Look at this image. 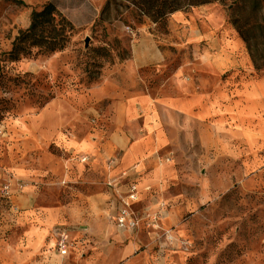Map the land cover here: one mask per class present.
<instances>
[{
    "label": "rangeland",
    "instance_id": "obj_1",
    "mask_svg": "<svg viewBox=\"0 0 264 264\" xmlns=\"http://www.w3.org/2000/svg\"><path fill=\"white\" fill-rule=\"evenodd\" d=\"M49 3L55 6L49 30L57 34L63 48L50 52L33 46L29 54L11 59L13 42L30 26L33 11ZM260 26H264V0H0V147L16 143V130L29 114L61 99L86 112L77 120L78 126L63 130L70 138H79L89 125L107 122L114 90L134 93L149 87L156 93L165 83L178 80L175 74L181 65L190 71L188 61L205 54L214 58L215 51H221L225 62L222 71L213 72L228 80L229 91H244L245 98L249 91L263 90L255 85L264 80V28ZM140 31L152 34L165 52L161 65L139 69L133 64L131 45ZM99 93L109 96L99 98ZM263 99L256 101L263 103ZM248 102L244 99L245 105ZM260 117L261 112L249 114L244 122L242 158L223 162L214 140L210 148H192L190 154L201 150L209 156L179 163L185 193L178 202L165 204L167 213L175 211L177 218L162 226L174 241L155 231L151 246L147 230L153 227L147 218L138 227L142 242L135 252L145 255L128 264H264ZM50 148L76 160L80 156L60 144ZM5 183L9 181H0V187ZM11 203V198L0 197V247L16 223L17 212L7 211ZM49 247L45 244L42 253ZM8 261L0 255V264Z\"/></svg>",
    "mask_w": 264,
    "mask_h": 264
},
{
    "label": "crops",
    "instance_id": "obj_2",
    "mask_svg": "<svg viewBox=\"0 0 264 264\" xmlns=\"http://www.w3.org/2000/svg\"><path fill=\"white\" fill-rule=\"evenodd\" d=\"M131 51L139 69L166 61L152 34L144 31L137 33ZM206 55L188 61L190 71L184 70L185 65L176 71V79L183 80L185 75L187 79L165 83L156 93L149 87L134 93L114 90L107 122L89 125L79 138H70L63 130L78 126L77 120L86 112L66 100H54L28 115L16 130V143L0 147V181H9L12 201L7 211L17 212L12 233L0 247V255L9 259L7 264L25 259L27 264H117L122 260L128 264L142 258L145 254H135L142 228L116 226L120 202L106 184L108 178L126 171L128 177L117 186L125 194L127 183L136 181L138 198L131 207L145 214L184 195L185 177L179 163L209 156L201 150L190 154L197 145L210 148L214 140L223 162L243 157L248 115L261 112L257 124L264 126V101H256L263 99L264 80L255 84L263 90L249 91L244 98V91H229L228 80L213 72L223 70L221 51H215L216 58ZM105 96L109 95L99 93L98 97ZM23 144L28 147L22 148ZM52 144L86 154L89 160L56 154ZM163 210L158 223L166 227L177 215ZM59 230L67 231L73 244L67 255L55 247ZM155 231L147 230L151 246ZM45 244L50 247L42 253Z\"/></svg>",
    "mask_w": 264,
    "mask_h": 264
},
{
    "label": "built area",
    "instance_id": "obj_3",
    "mask_svg": "<svg viewBox=\"0 0 264 264\" xmlns=\"http://www.w3.org/2000/svg\"><path fill=\"white\" fill-rule=\"evenodd\" d=\"M129 33L135 35V32L132 29H129ZM80 161L87 162L89 160V156L86 154H81L79 156ZM128 177V173L126 171L121 172L118 176L114 178H108L106 184L109 187H112L115 190V193L118 196V200L120 205L118 207V213L115 217L116 226L119 229H136L139 227L140 223L147 218L151 219V226L159 233L158 235L166 236L169 242H173V236L170 231L162 228L159 223L158 219L160 218V214L163 209L166 208L164 203L159 205V208L152 212H147L145 214H140L134 211L131 207L133 201L137 200L138 198V186L137 182L134 180H130L127 185L128 189L127 192L124 194L118 188V184L121 183ZM10 184L5 183L2 187H0V197L4 199L10 198ZM72 242L69 239L68 233L65 230H59L57 232L56 238V250L61 255H67L69 253L70 247L72 246Z\"/></svg>",
    "mask_w": 264,
    "mask_h": 264
},
{
    "label": "trees",
    "instance_id": "obj_4",
    "mask_svg": "<svg viewBox=\"0 0 264 264\" xmlns=\"http://www.w3.org/2000/svg\"><path fill=\"white\" fill-rule=\"evenodd\" d=\"M55 6L47 4L42 10H34L30 26L22 31L14 40L12 49L9 51L11 59L18 60L22 55L29 54L33 46L44 48L53 52L63 48V44L58 40L57 34L49 30L53 20ZM263 27L264 26H260ZM250 30L251 28H246Z\"/></svg>",
    "mask_w": 264,
    "mask_h": 264
},
{
    "label": "water",
    "instance_id": "obj_5",
    "mask_svg": "<svg viewBox=\"0 0 264 264\" xmlns=\"http://www.w3.org/2000/svg\"><path fill=\"white\" fill-rule=\"evenodd\" d=\"M88 43V41H86V44Z\"/></svg>",
    "mask_w": 264,
    "mask_h": 264
}]
</instances>
